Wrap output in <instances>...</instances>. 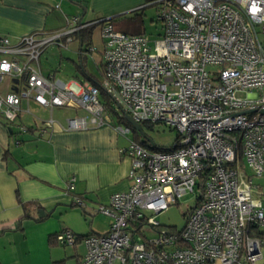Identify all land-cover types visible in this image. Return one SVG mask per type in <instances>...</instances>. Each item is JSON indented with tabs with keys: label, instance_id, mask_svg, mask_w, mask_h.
<instances>
[{
	"label": "built area",
	"instance_id": "1",
	"mask_svg": "<svg viewBox=\"0 0 264 264\" xmlns=\"http://www.w3.org/2000/svg\"><path fill=\"white\" fill-rule=\"evenodd\" d=\"M157 37L130 34L100 19L103 40L99 84L68 83L43 74L46 46L68 48L82 24L31 32L14 42L0 35V116L14 123L21 102L80 108L61 129L112 126L127 138L128 188L95 208L111 218L105 233H56L63 245L81 242L78 264H256L264 240L261 200L252 176H264V0H154ZM115 115L116 119L112 116ZM161 123L176 129L167 149L133 137L124 124ZM56 121H42L39 134ZM29 131L17 125L18 133ZM20 143V139L16 140ZM249 172H248V171ZM74 176L66 189H74ZM196 192L181 229L164 228L154 215ZM83 206V198L72 196ZM146 231L153 235L148 236Z\"/></svg>",
	"mask_w": 264,
	"mask_h": 264
},
{
	"label": "crops",
	"instance_id": "2",
	"mask_svg": "<svg viewBox=\"0 0 264 264\" xmlns=\"http://www.w3.org/2000/svg\"><path fill=\"white\" fill-rule=\"evenodd\" d=\"M153 1L0 0V35L14 42L31 32L69 28L78 19L87 24L135 12L144 14L148 7L156 9ZM68 51L78 55L77 38L68 45ZM102 51L103 40L96 25L85 68L89 62L91 66L86 70L98 84L102 78ZM40 68L43 74L56 77V66H43L40 60ZM4 79L0 94L15 84L11 78ZM78 79L61 80L71 87ZM80 81L96 84L84 75ZM21 107L14 123L8 124L0 116V264H78L84 245L51 243L50 236L63 229L79 235L108 230L111 218L95 208L107 203L112 193L128 188L130 159L119 151L127 145V138L108 125L61 129L68 117L84 115L77 112L78 108L66 107L73 112L66 115L33 100H23ZM50 116L56 124L39 134L42 121ZM18 124L26 125L29 131L18 133ZM127 137H133V133ZM18 138L20 143H16ZM70 176L75 178L72 191L66 189ZM254 194L264 210V189L260 187ZM74 195L83 198L82 207L73 204ZM256 264H264V245Z\"/></svg>",
	"mask_w": 264,
	"mask_h": 264
},
{
	"label": "rangeland",
	"instance_id": "3",
	"mask_svg": "<svg viewBox=\"0 0 264 264\" xmlns=\"http://www.w3.org/2000/svg\"><path fill=\"white\" fill-rule=\"evenodd\" d=\"M144 21H143V33L150 37V39L157 37L159 31H160V24L155 23V8L154 7H148L146 8L144 12ZM103 19H109V18H103ZM121 19L120 16H117L113 20L115 23H118L117 20ZM111 22V20L109 19ZM113 23V22H111ZM114 24V29L120 30L117 26ZM40 60L42 61L43 66H51L54 65L57 67V74L56 78H60L64 81H67L69 79L73 78H79L78 80L83 79V74L77 70L75 64H73V60H77V54L75 52L68 51V48L64 47H56V45L51 44L45 47L43 53L40 56ZM90 63L86 64V68L88 69V66ZM91 66V65H90ZM7 77H5L4 80H6ZM2 85V83L0 84ZM71 88L73 90L78 89V85L71 84ZM55 111H62L66 115H72L73 112L66 107H54ZM79 111L83 114L85 112L78 108ZM112 116L116 119L115 115L112 114ZM126 124L125 122H123ZM129 127L133 126L129 123ZM131 129V128H130ZM142 132L149 137L156 146L158 147H169L171 146L175 138L177 136L176 129L172 127L165 126L161 123H142L141 124ZM133 130L131 129L130 135H132ZM248 171V170H247ZM249 172V171H248ZM252 180L254 183V186L256 187V190L264 189V176H252ZM196 192L194 193H187L181 198H179L178 203L171 204L168 206L164 211L154 215V219L158 221L160 224L164 226V228H177L181 229L185 222V212L189 209V207L193 206L196 198ZM146 234L148 236L153 235L151 232L146 231Z\"/></svg>",
	"mask_w": 264,
	"mask_h": 264
},
{
	"label": "trees",
	"instance_id": "4",
	"mask_svg": "<svg viewBox=\"0 0 264 264\" xmlns=\"http://www.w3.org/2000/svg\"><path fill=\"white\" fill-rule=\"evenodd\" d=\"M144 14L143 12H135L131 16H124L122 17L118 23H115L113 20V17H110L109 19L111 22L115 23V26H117L121 31L125 33H130V34H140L143 33L144 28H143V18ZM120 22V23H119ZM112 26L114 27V24ZM82 24V23H81ZM97 25L95 22L87 23V24H82V26L75 31L73 35V39L77 38L79 42V51H80V59H81V65L79 64V61H74L73 63L75 64L77 70H79L84 76L90 77L96 84H98L95 79L90 76V74L87 72L85 68V62L87 59V53L89 52V46L91 44V35L94 27ZM115 28V27H114ZM124 122L129 126V122L124 119ZM142 124V123H141ZM133 130V138L141 141L142 143H146V140L142 138V136L139 134V132L133 127H130ZM170 147V146H169ZM169 147H158V149H167ZM74 204V203H73ZM82 207V206H81ZM251 235L259 236L264 240V227L257 228L251 231ZM50 242L53 243H58L60 244L57 239H56V233L52 236H50ZM54 264H61V262H57Z\"/></svg>",
	"mask_w": 264,
	"mask_h": 264
},
{
	"label": "water",
	"instance_id": "5",
	"mask_svg": "<svg viewBox=\"0 0 264 264\" xmlns=\"http://www.w3.org/2000/svg\"><path fill=\"white\" fill-rule=\"evenodd\" d=\"M76 23L81 24V20L78 19ZM75 61H77V62L79 61V64L81 65L80 51L78 52L77 60H75ZM125 119L139 132V134L142 136V138L145 139L151 147L156 148L155 143L142 132L140 123L135 122L128 115L125 116Z\"/></svg>",
	"mask_w": 264,
	"mask_h": 264
}]
</instances>
